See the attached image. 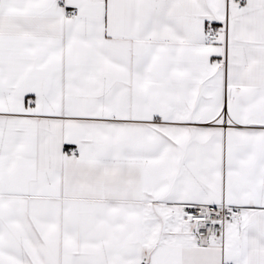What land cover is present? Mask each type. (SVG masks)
I'll return each mask as SVG.
<instances>
[{
	"label": "snow or ice",
	"instance_id": "6c2138e0",
	"mask_svg": "<svg viewBox=\"0 0 264 264\" xmlns=\"http://www.w3.org/2000/svg\"><path fill=\"white\" fill-rule=\"evenodd\" d=\"M0 264H264V0H0Z\"/></svg>",
	"mask_w": 264,
	"mask_h": 264
}]
</instances>
